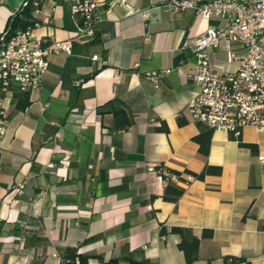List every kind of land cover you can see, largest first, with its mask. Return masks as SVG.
<instances>
[{
	"label": "crops",
	"instance_id": "obj_1",
	"mask_svg": "<svg viewBox=\"0 0 264 264\" xmlns=\"http://www.w3.org/2000/svg\"><path fill=\"white\" fill-rule=\"evenodd\" d=\"M25 1L0 0V33ZM95 1L100 18L91 40L77 36L71 0H44L34 14L36 34L72 41V53L49 57L24 110L9 104L0 137V264H60L58 249L67 247L88 264H128V255L186 264L171 227L200 239L191 264H264V166L257 160L264 132L242 129L249 148L211 131L202 154L194 137L205 141L207 131L187 110L197 87L184 45L209 22L190 9L173 12L168 0ZM209 57L216 70L236 68L221 47ZM166 70L155 88L148 73ZM116 106L132 118L119 132L112 131ZM206 165L220 175L170 176L184 188L175 203L163 200L165 183L147 170L200 173Z\"/></svg>",
	"mask_w": 264,
	"mask_h": 264
},
{
	"label": "built area",
	"instance_id": "obj_2",
	"mask_svg": "<svg viewBox=\"0 0 264 264\" xmlns=\"http://www.w3.org/2000/svg\"><path fill=\"white\" fill-rule=\"evenodd\" d=\"M119 3L126 6V0ZM167 4L173 12L190 9L209 22L202 33L184 45L191 49L194 58L188 73V80L197 87L187 104L192 120L212 131H224L233 139H238L248 126L264 132V0H168ZM98 6L95 0H71V12L80 18L78 37L94 38L100 18ZM38 26L35 22L13 36L0 33V84L4 93L0 98V137L7 124L13 90L35 91L47 70L49 57L72 53V41L39 36ZM219 47L226 63L236 64L234 70H216L212 65L209 50ZM97 59L96 55L91 57L93 61ZM167 72L152 71L147 78L159 88ZM257 160L264 166V155H258ZM147 170L170 176L164 168L151 166ZM187 179L192 177L188 175Z\"/></svg>",
	"mask_w": 264,
	"mask_h": 264
},
{
	"label": "trees",
	"instance_id": "obj_3",
	"mask_svg": "<svg viewBox=\"0 0 264 264\" xmlns=\"http://www.w3.org/2000/svg\"><path fill=\"white\" fill-rule=\"evenodd\" d=\"M43 1L44 0H26L23 6L21 7V9L18 11V13H16L8 20L6 24V28L4 30L7 36H13L14 34H16V32L24 31L26 28L33 26L34 23L37 22L34 18V12L40 9ZM3 96L4 93L1 90V84H0V98ZM12 100L14 101V108L17 110H24L29 104L28 93H21L17 90H13ZM131 124H132V118L124 111L123 108H121L120 106H116L113 115L112 131L119 132L126 130ZM178 124L181 126L183 125V122L178 121ZM200 127L205 128L207 131L206 140L205 141L203 140L202 134L194 137V140L198 142L200 152L202 154H207L210 134L212 130L203 125ZM159 129L163 131L168 130L165 125H162V127H160ZM236 140L238 141V144L240 146L253 148L252 145L242 143L240 138ZM158 168H162V167H157V169ZM164 169L170 174V176L173 175L180 177L181 174L184 173L198 180H202L206 175H220L221 173L219 167H213L209 165L204 166V168L200 173H192L188 170H184L183 172H178L166 168ZM159 176L160 179L165 183L163 189V195H162L163 200L175 203L184 193V188L170 183V176H163V175H159ZM159 233L162 236L165 235L167 233L166 228L162 226L159 230ZM170 233L177 234L180 237L178 248L183 252L186 264H191L197 258L200 239L194 236L189 229H185V228L171 227ZM211 235H212L211 230L205 229L202 231L203 238H210ZM32 237L35 238L36 236L32 234ZM35 241H37L38 243L48 244V241L42 238H36ZM58 253L60 256V264H88V258L80 255L78 253L77 247H67L64 249H58ZM43 260L44 259L42 258L41 260H39L37 263L34 264H42ZM125 260L128 264H155L145 258L136 261L135 259L132 258L131 255L126 256ZM240 261H242V259L231 258V259H227L226 264H232ZM110 264H116V261H111Z\"/></svg>",
	"mask_w": 264,
	"mask_h": 264
}]
</instances>
